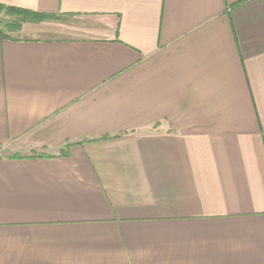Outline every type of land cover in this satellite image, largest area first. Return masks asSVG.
I'll use <instances>...</instances> for the list:
<instances>
[{"label":"crops","instance_id":"crops-1","mask_svg":"<svg viewBox=\"0 0 264 264\" xmlns=\"http://www.w3.org/2000/svg\"><path fill=\"white\" fill-rule=\"evenodd\" d=\"M0 4V264H264V0Z\"/></svg>","mask_w":264,"mask_h":264},{"label":"rangeland","instance_id":"rangeland-1","mask_svg":"<svg viewBox=\"0 0 264 264\" xmlns=\"http://www.w3.org/2000/svg\"><path fill=\"white\" fill-rule=\"evenodd\" d=\"M20 17L17 14H13V13H7V12H0V32H2L4 34L5 37L10 38V40H17L21 39V38H33V37H37V38H42V39H47V40H59L62 37L59 36L56 33L57 30V22L58 19L57 18H49L45 21H42L46 26L47 29H50L52 31L50 32H45V33H29V32H21V27L23 26V24L25 23H33L36 24L34 22H22L20 23ZM16 22V24L18 25V23H20V29L19 28H14L12 26V28H8L7 25ZM40 23V22H38ZM15 24V25H16ZM19 154H37V152H33L30 150H16L13 147H2L0 146V158H7V157H14V156H18L20 157ZM42 155V154H39Z\"/></svg>","mask_w":264,"mask_h":264},{"label":"trees","instance_id":"trees-1","mask_svg":"<svg viewBox=\"0 0 264 264\" xmlns=\"http://www.w3.org/2000/svg\"><path fill=\"white\" fill-rule=\"evenodd\" d=\"M7 12V13H13V14H17L20 17V23L22 22H34V23H38V22H42L45 21L49 18H56L55 15H46V14H38V13H34L28 10H24V9H18V8H13V7H6L4 5L0 4V12ZM20 23H18V25L16 24V22H13L9 25H7L8 28H12V26L14 28H19L20 29ZM16 24V25H15ZM0 38L2 39H8L10 40V38H7L4 36V34L2 32H0ZM12 40V39H11ZM62 155H66L65 151H62ZM17 156L11 157V158H15Z\"/></svg>","mask_w":264,"mask_h":264}]
</instances>
